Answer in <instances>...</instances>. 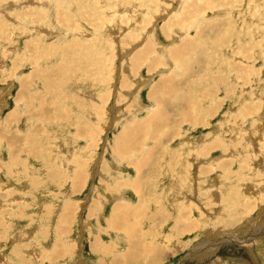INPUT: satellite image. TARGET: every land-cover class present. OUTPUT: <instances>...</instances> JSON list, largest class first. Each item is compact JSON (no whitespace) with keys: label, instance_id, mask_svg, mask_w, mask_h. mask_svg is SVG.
I'll return each instance as SVG.
<instances>
[{"label":"rangeland","instance_id":"1","mask_svg":"<svg viewBox=\"0 0 264 264\" xmlns=\"http://www.w3.org/2000/svg\"><path fill=\"white\" fill-rule=\"evenodd\" d=\"M0 255L264 264V0H0Z\"/></svg>","mask_w":264,"mask_h":264},{"label":"bare ground","instance_id":"2","mask_svg":"<svg viewBox=\"0 0 264 264\" xmlns=\"http://www.w3.org/2000/svg\"><path fill=\"white\" fill-rule=\"evenodd\" d=\"M144 56H145V54H144V55H139V58L141 59V57H144ZM184 62H185V61H184ZM166 82H167V83H170V82H168V81H166ZM176 82H177V81H176ZM167 83L159 84V89H162V90H165V91H168V92H169V86H170V85L168 86ZM170 89H171V88H170ZM176 90H177V89H176ZM174 92H175V91H174ZM179 92H180V91H179ZM179 92H178V93H179ZM171 93H172V91H171ZM178 93H177V94H178ZM172 94H173V93H172ZM175 94H176V93H175ZM175 94H173V95H175ZM178 95H179V94H178ZM171 96H172V95H171ZM176 96H177V95H176ZM178 97H179V96H178ZM174 98H175V97H174ZM174 98H173V99H174ZM171 101H172L173 103H175L173 100H171ZM180 113H181V112H180ZM154 118H155V116H154ZM157 118H158V116H157ZM155 119H156V118H155ZM155 119L152 118V119H149V120L154 121V123H155V122H157V121H155ZM149 120H148V121H149ZM157 120H158V119H157ZM148 121H147V122H148ZM151 121H149V122H148L146 125H144L143 127H144V128H146V127L149 128V126H151V125H150V122H151ZM166 121H167V120H166ZM132 124H133L134 126H131V127H130V125L128 124V125H129V128H128L127 131L122 135L123 141H125V142H126L127 139H128V142H132V143H133L134 140L131 139L132 137L135 138V139H137V141L142 140V137H140V135L142 134L141 132H142V130H144V128H142V127H141L140 125H138L137 123H136L137 125H136L135 123H132ZM162 124H163V123H162ZM162 124H161V125H162ZM177 124H178V123H177ZM154 125H156V124H154ZM157 125H159V124H157ZM125 127H126V126H125ZM151 127H152V126H151ZM157 127H158V126H157ZM177 127H178V126H177ZM152 128H153V127H152ZM159 128L161 129V126H159ZM125 130H126V129H125ZM149 130H150V129H149ZM151 130H152V129H151ZM133 132L137 133V135L134 134V136H133V135L131 136V133H133ZM143 132H144V131H143ZM145 132H147V131H145ZM152 132H153V130H152ZM129 136H130V137H129ZM141 136H143V134H142ZM148 136H149V138H152L153 135H152V134H149ZM145 137H146V136H145ZM149 138H148V139H149ZM148 139H147V140H148ZM118 140H119V139H118ZM149 140H150V139H149ZM158 140H159V139H158ZM145 142H146V141H145ZM118 143H120V141H119ZM10 146H11V145H10ZM27 147H28V146H27ZM27 147H26V148H27ZM26 148H25V150H26ZM16 149H17V148H16ZM18 149H19V148H18ZM15 151H17V150H15ZM11 152H12V151H11ZM21 152H22V151H21ZM13 154H14V153H13ZM20 154H21V153H20ZM151 157H152V156H151ZM138 162H139V161H138ZM134 165H135V164H134ZM140 167H141V166H139L138 170L140 169ZM78 176H79V175H78ZM62 177H63V176H62ZM77 178H78V177H77ZM61 179H62V178H61ZM54 181H55V180H54ZM62 181H63V180H62ZM76 181H77V180H76ZM59 182H60V181H58V183H59ZM146 182H147V181H146ZM59 184H60V183H59ZM138 185H139V183L137 184V186H138ZM144 185H146V184H144ZM127 189H128V188H127ZM145 191H146V190H145ZM142 193H143V192H142ZM122 197H123V196H122ZM142 197H143V196H142ZM143 206H144V205H143ZM125 216H126V215H125ZM184 221H185V220H184ZM184 221H183V222H184ZM175 222H176V221H175ZM177 223H178V222H177ZM179 229H180V228H179ZM184 232H185V231H184ZM181 235H182V234H181ZM0 256H1V255H0ZM0 259L3 260V258H1V257H0ZM78 261H79V260H78ZM52 263H53V262H52ZM69 263H70V262H69ZM77 263H78V262H77ZM77 263H76V264H77ZM79 263H80V262H79ZM79 263H78V264H79Z\"/></svg>","mask_w":264,"mask_h":264},{"label":"crops","instance_id":"3","mask_svg":"<svg viewBox=\"0 0 264 264\" xmlns=\"http://www.w3.org/2000/svg\"><path fill=\"white\" fill-rule=\"evenodd\" d=\"M156 152L158 153L159 152V150L158 149H156ZM135 162H137V161H135ZM134 166V165H133ZM137 174V173H136ZM139 177V176H138ZM137 177V178H138ZM174 219H170V221H173ZM180 222H181V220H180ZM174 224V223H173ZM1 264V263H0Z\"/></svg>","mask_w":264,"mask_h":264}]
</instances>
